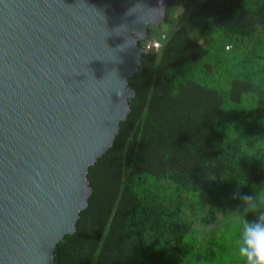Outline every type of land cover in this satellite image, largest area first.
<instances>
[{"label":"trees","instance_id":"obj_1","mask_svg":"<svg viewBox=\"0 0 264 264\" xmlns=\"http://www.w3.org/2000/svg\"><path fill=\"white\" fill-rule=\"evenodd\" d=\"M164 23L56 264H243L231 217L264 191V0H175Z\"/></svg>","mask_w":264,"mask_h":264},{"label":"water","instance_id":"obj_2","mask_svg":"<svg viewBox=\"0 0 264 264\" xmlns=\"http://www.w3.org/2000/svg\"><path fill=\"white\" fill-rule=\"evenodd\" d=\"M175 0H0V264H56Z\"/></svg>","mask_w":264,"mask_h":264},{"label":"clouds","instance_id":"obj_3","mask_svg":"<svg viewBox=\"0 0 264 264\" xmlns=\"http://www.w3.org/2000/svg\"><path fill=\"white\" fill-rule=\"evenodd\" d=\"M139 2V0H137ZM244 203L238 208L243 214L231 217L234 224L241 225L238 241V254L243 264H264V191L255 195L243 196ZM254 214L255 219L249 220L248 215Z\"/></svg>","mask_w":264,"mask_h":264},{"label":"built area","instance_id":"obj_4","mask_svg":"<svg viewBox=\"0 0 264 264\" xmlns=\"http://www.w3.org/2000/svg\"><path fill=\"white\" fill-rule=\"evenodd\" d=\"M143 48L145 52H161L163 48V43L160 39L150 37L144 42Z\"/></svg>","mask_w":264,"mask_h":264},{"label":"rangeland","instance_id":"obj_5","mask_svg":"<svg viewBox=\"0 0 264 264\" xmlns=\"http://www.w3.org/2000/svg\"><path fill=\"white\" fill-rule=\"evenodd\" d=\"M174 13H175V12H174ZM177 13H178V12H177ZM172 27H173L172 25H169V24L163 23V26H160V27L155 26V28H153L152 31H150V35L157 37L158 34H159V32H160V30H161V31H162V30L169 31ZM150 30H151V28H150Z\"/></svg>","mask_w":264,"mask_h":264}]
</instances>
